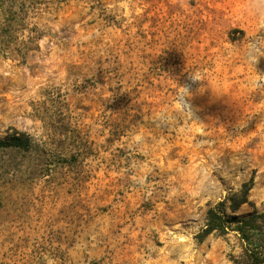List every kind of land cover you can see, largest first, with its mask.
I'll use <instances>...</instances> for the list:
<instances>
[{"label": "rangeland", "instance_id": "374dc122", "mask_svg": "<svg viewBox=\"0 0 264 264\" xmlns=\"http://www.w3.org/2000/svg\"><path fill=\"white\" fill-rule=\"evenodd\" d=\"M262 12L0 0V264L250 263L234 224L202 235L211 209L264 233Z\"/></svg>", "mask_w": 264, "mask_h": 264}, {"label": "trees", "instance_id": "16d2710c", "mask_svg": "<svg viewBox=\"0 0 264 264\" xmlns=\"http://www.w3.org/2000/svg\"><path fill=\"white\" fill-rule=\"evenodd\" d=\"M2 144L6 143L10 147L27 149L30 145V139L25 134L15 133L8 139V142H1ZM252 189V183L246 184L244 189L239 194H234L231 198L227 199L231 201L230 209L232 211L238 210L241 206L249 203V193ZM252 218H264L263 215H256ZM207 227L203 232V237L210 235L214 232L225 233L229 227L235 225V228L240 235L243 241L251 248L249 254L247 252L248 258L251 261L247 264H264V233L262 228L257 224L256 220H239L237 218H227L223 216L222 212L217 209H211L208 213V222ZM248 227V228H247ZM255 233H261L260 237L262 239L256 240Z\"/></svg>", "mask_w": 264, "mask_h": 264}, {"label": "clouds", "instance_id": "9594fccd", "mask_svg": "<svg viewBox=\"0 0 264 264\" xmlns=\"http://www.w3.org/2000/svg\"><path fill=\"white\" fill-rule=\"evenodd\" d=\"M262 15H264V12L261 13ZM258 54H264L262 53V50L261 48H259L257 45L255 44H250L249 45V48L246 50V55L251 58L255 55H258Z\"/></svg>", "mask_w": 264, "mask_h": 264}]
</instances>
